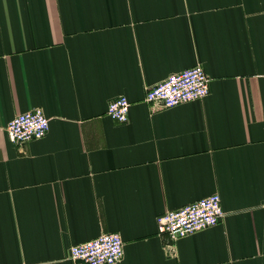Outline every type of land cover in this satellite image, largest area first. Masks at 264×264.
<instances>
[{
    "label": "crops",
    "instance_id": "crops-1",
    "mask_svg": "<svg viewBox=\"0 0 264 264\" xmlns=\"http://www.w3.org/2000/svg\"><path fill=\"white\" fill-rule=\"evenodd\" d=\"M197 63L207 96L145 100ZM37 107L46 135L10 141ZM212 193L217 225L159 232ZM112 231L116 264H264V0H0V264H80L70 247Z\"/></svg>",
    "mask_w": 264,
    "mask_h": 264
},
{
    "label": "built area",
    "instance_id": "built-area-1",
    "mask_svg": "<svg viewBox=\"0 0 264 264\" xmlns=\"http://www.w3.org/2000/svg\"><path fill=\"white\" fill-rule=\"evenodd\" d=\"M210 77L202 64H195L178 73L170 74L163 81L149 87L145 100L162 108L201 99L210 92ZM131 101L126 95L109 102L107 114L118 122L129 119ZM50 126V119L42 107L17 114L6 127L10 141L24 143L43 138ZM222 198L212 193L181 207L168 209L157 215L160 233L171 239L195 233L217 225L224 217ZM125 242L119 232H105L92 239L74 244L69 256L80 264H116L123 259Z\"/></svg>",
    "mask_w": 264,
    "mask_h": 264
}]
</instances>
